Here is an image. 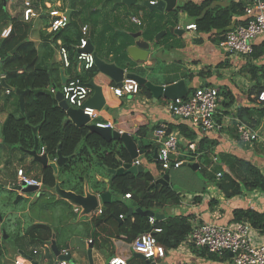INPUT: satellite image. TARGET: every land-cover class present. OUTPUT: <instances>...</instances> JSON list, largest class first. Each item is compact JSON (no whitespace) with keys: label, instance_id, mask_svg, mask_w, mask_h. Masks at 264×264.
<instances>
[{"label":"crops","instance_id":"0c3cea01","mask_svg":"<svg viewBox=\"0 0 264 264\" xmlns=\"http://www.w3.org/2000/svg\"><path fill=\"white\" fill-rule=\"evenodd\" d=\"M23 1L8 0L6 11L11 19L17 17L24 23ZM144 1L136 0L134 4L127 7L112 0H33L38 17L27 23L29 25L28 40L34 44L38 61H42L50 70H53L57 87L51 86L48 90L54 88L55 91H60L71 80L74 73L82 72H79L74 54L70 70L69 67L63 66L59 54V48L64 47L65 43L72 45L71 39L74 37L69 34L70 29L66 28L71 23H74L78 29L87 26L89 44L93 47L96 56L107 64H116L117 67L126 69L125 74L136 72L153 85L164 87L180 80L187 81L186 97L179 100L154 98L144 86H139L138 95H125L118 98L110 89L117 87L116 84L94 66L95 70L91 74H86L88 86L92 82L101 87L105 101L102 109L96 110L98 118L94 122L110 124L112 130L120 134H128L134 142L140 143L139 150L143 152V155L138 160L144 167L143 173L150 172L156 180L162 177L166 170L159 172L153 160L154 150L158 152L161 148L154 136V131L159 125H164L168 132L177 136L178 149L174 163L177 162L178 164H175L178 166L175 167L172 163L174 167L172 166L169 170V185H171L169 189L178 190L180 204L177 206L166 204L164 207L152 210L163 216L160 220L153 218L154 222L163 221L169 217H189L191 226L193 223H213L229 227L241 222L251 225L243 219L241 222H235L234 212H251L264 217V190H244L238 196L227 198L224 191L218 187V183L225 174H230L227 162L231 159L247 162L257 168L264 178V139L252 143H241L238 141L235 129L237 123H241L254 131L264 130V102L258 101V88L262 83L260 81L259 85L258 79L263 72L257 71V69L264 71V54L254 59L250 58L253 52L250 57L228 55L219 47L218 41L221 35L214 31L203 34L196 30H187L188 26L194 25V20L179 12L178 8L188 2L196 5L209 2V8L216 10L236 7V13L233 14L230 25L232 27L244 23L243 10L254 0H176V11L164 13L149 11L138 5ZM157 1L149 0L150 3ZM79 10H82L81 13L77 12ZM51 12H58L64 16L71 12V15L65 28L55 34V39L53 36L44 41L40 35L42 33L50 35L47 25L49 26L52 21ZM76 13L79 16H76ZM170 29L173 31L170 32ZM175 30L179 32L174 33ZM161 31H166V35L154 44L155 36ZM135 40L149 45L148 57L138 70L127 55V48L132 46ZM252 48L256 49V54L264 51V38L254 40ZM128 62L131 64L130 69L124 66ZM250 66L256 71L253 73L255 77ZM61 75L65 78L64 85L61 83ZM200 87L214 88L219 93L218 107L214 117L218 129L213 131L203 132L194 128L188 122L172 116L167 110L168 104L185 102ZM0 89V186L4 195H8L9 203L13 208L5 214L0 211L1 225H4L0 236L2 252L0 264H55L64 261L59 259L60 256L64 257L65 262L69 264H108L110 259L116 256L124 258L127 264H145L139 255L132 251V243H127L125 235L121 233L120 227L124 218L117 219L103 215L102 212L97 214V210L102 211L105 206L100 200L97 209L90 216H84L80 207L60 199L55 194L54 188L57 186L60 188L59 183L52 189H45L40 175L41 170L45 168L33 162L27 152L17 147L10 148L3 145L1 133L5 119L8 115L20 118L24 111L20 110L17 96L16 99L10 95V92ZM90 90L87 100L93 96L91 87ZM181 128L193 133L194 138H185ZM203 139L207 140L208 145L209 142L214 145L209 147V150L198 154L199 142ZM111 142H119L127 152L122 142ZM40 153L41 151L38 154ZM149 157L152 158L151 162L148 161ZM19 162L24 163L25 166ZM192 164H197L198 169L190 168L189 165ZM147 167L153 170L149 171ZM19 169H22L27 176L41 181V187L31 193L32 196L29 199L26 194H20L15 190L19 186L16 177ZM171 170H176L177 174L171 175ZM218 173L222 174L219 179ZM245 174V172L243 174L238 172L232 176L238 175L241 180ZM92 175L96 182L104 183L106 186L104 189L111 194L108 189L112 183L110 182L113 176L112 171L107 172L99 168ZM12 178L16 179L15 183ZM95 189L91 187L89 180H85L82 184V194L89 192L99 197V194L93 192ZM65 191L72 192V190ZM45 195L47 201L53 200L48 204L52 211L44 214L45 219L28 218V204H32L33 201ZM17 197L21 199L17 200ZM113 197L111 194V202ZM24 201L28 203L25 208H22ZM55 208H61L65 213L66 221H61L57 217ZM31 224L49 226L48 239L44 242L35 240L32 236H38V232H33L32 236L28 235L26 232ZM251 227L253 228L251 239L255 244L264 245V231L252 225ZM6 240L10 244H6ZM89 240H91L90 244ZM185 241L186 239L177 249L167 250L165 258L156 260L155 263L232 264V258L228 254L229 260L212 261L207 256L194 253L192 251L194 249L187 247ZM51 242L55 244L59 255H55ZM63 251H66L68 255L65 256Z\"/></svg>","mask_w":264,"mask_h":264},{"label":"trees","instance_id":"16d2710c","mask_svg":"<svg viewBox=\"0 0 264 264\" xmlns=\"http://www.w3.org/2000/svg\"><path fill=\"white\" fill-rule=\"evenodd\" d=\"M7 1L0 0V33L9 25L12 29L7 38H0V80L3 76L5 83L13 90L18 89L27 92L24 95V113L22 116L16 118L13 115H8L3 123L2 143L6 147H17L29 152L34 149V140L37 137V152L39 153L43 149L49 162H54L57 159L58 151L61 152L63 158L67 159L56 176L50 168L41 170L40 175L45 189H52L59 183L61 189L82 194V184L85 180H89L91 187L96 188L93 192L100 195L106 192V189H104L106 186L104 183H98L94 180L93 172L99 168L107 172L116 171L122 165L131 164L132 161L119 142L109 143L99 135L90 132L86 127L78 128L71 123L64 124L65 113L58 107L53 96L46 93L51 86L57 87L53 70H50L42 61H38L34 44L28 40L29 25L23 23L17 17L13 19L9 17L6 11ZM209 6V2H203L200 5L188 2L179 7L178 11L194 20L197 32L206 34L214 31L221 35L218 41L221 42L231 28L230 25L233 14L236 13V7L216 10L215 8H209ZM81 11L77 12L81 13ZM76 16H79V14L76 13ZM67 27L70 29L69 34L74 39H71L72 45H68L64 41V47L70 57V63H72V56L76 54L75 47L79 44L81 29H78L74 23L67 25ZM55 34L46 35L42 33L40 37L47 41L53 36L55 39ZM17 46H19L17 51L12 54ZM263 54L264 51L256 54V49H254L250 58L254 59ZM250 68L252 74L256 72L254 67L250 66ZM68 69H72L71 64ZM94 70L93 67L89 71L82 70L79 74L74 73L71 80L79 79L82 84L88 85L86 74H91ZM257 71L263 72L260 79H258L259 85L262 81L261 86L257 87L259 95L264 90V71L263 69H260V71L257 69ZM34 90H40L41 92L34 94L32 93ZM10 95L17 99L13 91H10ZM34 129H36V133L33 132ZM181 132L185 138H194V134L185 128H181ZM213 145L212 142H209L208 145L205 139L201 140L198 146V154L204 150H209V147ZM148 161L151 162L152 158L149 157ZM227 165L230 174H225L218 183V187L224 191L227 198L238 196L244 190H264V178L257 168L237 159H231L227 162ZM156 167L159 172H162L159 163ZM238 172L246 173L241 180L238 175L232 176ZM155 181L154 176L148 171L137 175L125 174L115 177L108 189L114 199L110 204L103 207L102 214L117 219L120 216L124 218L120 228L129 244L133 243L141 234L150 232L166 250L177 249L191 231L189 217H169L163 221H155L152 225L146 217L134 215L126 218L129 211L128 206L125 204L127 200H124L126 195H130L128 201L135 203L137 208L142 210H156L166 204L171 206L180 204L178 190H170V187L158 184L153 185ZM0 217L2 219L1 214ZM242 219L247 220L256 229H263V216L251 212L235 211L234 221L241 222ZM155 229H160V232H155ZM49 231V226L31 224L26 233L32 236L33 232H38V236L32 237L35 240L44 242L49 237ZM42 233L45 234L42 235ZM192 251L198 255L207 256L212 261L229 260L227 254H224L222 258L215 254H209L204 249H194ZM1 256L2 252L0 250Z\"/></svg>","mask_w":264,"mask_h":264},{"label":"built area","instance_id":"2783aa9c","mask_svg":"<svg viewBox=\"0 0 264 264\" xmlns=\"http://www.w3.org/2000/svg\"><path fill=\"white\" fill-rule=\"evenodd\" d=\"M152 5L155 2H151ZM245 21L243 24L233 25L225 34L224 40L219 43L220 49L228 55H237L242 57H250L253 48L252 42L258 38H264V0H254L251 5L244 9ZM50 22L47 31L49 34L58 33L68 24L67 18L60 15L58 12H51ZM38 17L37 12L33 6V0L23 1L22 18L24 23H28ZM138 23L136 20H133ZM11 25L4 28L0 33V38L5 39L10 35ZM187 30L195 31L196 27L190 25ZM88 27L83 26L80 32L79 44L76 49V61L79 72L89 71L94 67V57L92 53L83 51L88 43ZM59 54L62 64L65 68L69 67V56L64 47L59 48ZM1 78H4L3 76ZM112 93L121 98L125 95H138L139 86L132 79H124L121 87H111ZM9 93L8 90H6ZM55 94V89L50 91ZM64 101L68 106L74 109H82L83 114L88 117L89 124L99 128H110V124H103L94 122L98 118V112L89 107L84 106L87 98L91 92L88 85H84L79 79L68 81L60 90ZM258 101L264 102V90L258 95ZM219 102V93L216 89L210 87H200L193 92V94L185 102L170 103L167 106L168 112L182 121L188 122L190 126L198 128L203 132L213 131L218 129L214 117ZM236 132L238 141L241 143H252L264 139V130L262 132L254 131L248 126L237 123ZM154 136L161 145L158 150V162L162 167V172L167 169L172 163L177 167L175 159L178 149V138L174 133L168 132L164 125H159L155 131ZM43 154L41 150L40 155ZM55 162V160H54ZM141 162L136 159L132 162L133 166L140 165ZM178 164V163H177ZM174 165H172L174 167ZM222 174L218 173L217 178H221ZM17 185L25 187H41V181L31 178L25 174L22 169L17 170ZM124 199H130V195H126ZM101 210H97V214H101ZM122 220L123 217L120 216ZM149 223H154L153 218H149ZM253 228L247 223H237L229 227L218 226L213 223H193L191 231L186 238V246L192 249H204L209 254L223 256L224 254H232V264H264V245L255 244L251 239V231ZM159 233L160 229H155ZM264 231V227L262 232ZM91 243V240L88 241ZM132 251L148 260L155 262L156 260H163L166 256L167 250L160 245L155 237L149 233H143L131 244ZM63 254L68 255L66 251ZM23 264V263H20ZM55 264H69L61 261ZM108 264H127L122 257H113Z\"/></svg>","mask_w":264,"mask_h":264},{"label":"water","instance_id":"95a60500","mask_svg":"<svg viewBox=\"0 0 264 264\" xmlns=\"http://www.w3.org/2000/svg\"><path fill=\"white\" fill-rule=\"evenodd\" d=\"M113 2L122 3L129 7L131 4H134L136 0H112ZM139 6H143L147 8L149 11H157L160 13L164 12H171L176 11V0H158L155 2L154 5H152L149 0H145L143 3H138ZM71 12H68L66 15L67 22H69ZM173 30L170 29V32ZM178 30H175L174 33H178ZM166 35V31L159 32L155 38H154V44L158 43L164 36ZM137 38V37H134ZM17 50V47L14 48L12 51V54H14ZM88 53H92L94 57V66L104 75L110 78V80L116 84L117 87H121L122 82L124 79H132L134 80L138 86H144L147 88L150 93L152 94V97L159 98L163 97L165 99L174 101L183 99L186 97L187 94V81H178L174 84H171L170 86H156L153 85L151 82H148L145 78L134 73H127L126 69L117 67L116 64H107L104 61L100 60L96 54L93 52V47L91 44L88 43L87 47L83 50ZM149 52V45L143 41L135 40L132 46L127 48V55L130 58L131 62L136 65L135 69H140L143 62L148 57ZM125 68L130 69V62L124 64ZM61 83L62 85L65 84V78L61 75ZM89 87H91L93 91V96L89 98L84 106H89L97 111H100L102 107L105 104L103 95H102V88L94 85L92 82L89 83ZM0 88H3L5 90L13 91L15 95L18 97L19 107L20 110L24 111V95L27 91L22 90H13L10 88L6 83L4 78H1L0 80ZM40 90H34L32 93L37 94L40 93ZM46 93H49L55 101L58 104V107L62 109L66 115L67 119L64 121L65 124L72 123L78 128L86 127L90 132L99 135L104 141L111 142V141H120L122 142L123 146L126 148L129 157L131 160H136L140 156L143 155V152L139 150L141 147V144L138 142H134L133 138L129 136L128 134H120L117 131H114L110 128H99L92 124H89V119L87 116L83 114L82 109H74L67 105V103L63 99V95L60 91H56L55 94H52L51 92L47 91ZM34 133H36V130H33ZM37 146L38 141L37 138H35V146L32 151L27 152L29 156L32 157L33 162L39 164L42 166V168H50L55 175H57L58 169L61 168L65 163L66 159L62 157L60 151L57 153V160L55 162H49L46 155L42 154L39 155L37 153ZM153 160L154 163H158V152L157 150H154L153 152ZM190 168L198 169L197 164L189 165ZM172 168V165L169 164L167 166L166 172L160 177L158 180L155 181V184L162 185L165 187H170L169 185V170ZM144 171V167L142 165L133 166L132 164H125L121 166L116 171H112V178L110 182L115 177L125 175V174H141ZM171 188V187H170ZM17 192L20 194H31L33 192H36L38 188L36 187H25V186H17L15 188ZM55 194L62 200L68 201L70 204L80 207L82 209L84 216H90L94 210L98 207V201L100 200L102 204L106 205L111 202V194L109 192H104L99 195H94L89 192H84L83 194H76L74 192H66L65 190H62L58 186L54 188ZM21 199V197H17V200ZM125 204L129 207V211L127 213V217H130L132 215H138L146 218H154L155 220H160L163 218L162 215H159L155 213L152 210H142L140 208H136V204L132 203L131 201H126ZM52 243V242H51ZM52 248L55 252V255H59L58 250L55 249V244L52 243ZM91 249V248H90ZM90 249L88 251V255L90 256ZM230 258H232V254H228ZM140 259H142L145 264H156L155 262H150L148 260H144L142 256H139ZM60 260H66L64 257H59Z\"/></svg>","mask_w":264,"mask_h":264},{"label":"rangeland","instance_id":"374dc122","mask_svg":"<svg viewBox=\"0 0 264 264\" xmlns=\"http://www.w3.org/2000/svg\"><path fill=\"white\" fill-rule=\"evenodd\" d=\"M21 163V165L25 166L24 163L22 162H19ZM147 169L149 171L153 170L151 169L150 167H147ZM182 170V168L180 169ZM200 173V172H198ZM177 174V171L176 170H171V175H174ZM13 180V183L16 182V179L12 178ZM26 196L28 197V199L32 196L31 194H26ZM46 195L41 198V199H37L35 201L32 202V204H28V212H27V217L30 218V217H40V218H43L45 219V213L46 212H50L52 211V208L48 205L50 204L53 200L51 201H47L45 199ZM8 195L5 194L4 195V192H2V189H1V186H0V211L1 213H6L8 211H11L13 208H12V205L11 203H9V200H8ZM28 203V201H24L22 203V208H25L26 207V204ZM55 204V202H54ZM55 206V205H54ZM56 211H57V217L61 220V221H66V217H65V213L61 210V208H55ZM55 224V222H54ZM4 226V225H3ZM3 226L1 225V228H3ZM9 241H11V239H9ZM8 240L5 241V243H9Z\"/></svg>","mask_w":264,"mask_h":264}]
</instances>
